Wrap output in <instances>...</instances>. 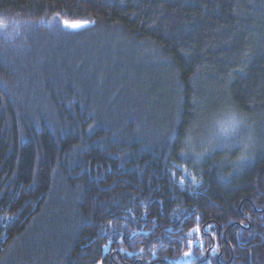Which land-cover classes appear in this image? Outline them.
<instances>
[{"label":"trees","instance_id":"1","mask_svg":"<svg viewBox=\"0 0 264 264\" xmlns=\"http://www.w3.org/2000/svg\"><path fill=\"white\" fill-rule=\"evenodd\" d=\"M185 256L264 264V0H0V264Z\"/></svg>","mask_w":264,"mask_h":264},{"label":"rangeland","instance_id":"2","mask_svg":"<svg viewBox=\"0 0 264 264\" xmlns=\"http://www.w3.org/2000/svg\"><path fill=\"white\" fill-rule=\"evenodd\" d=\"M211 253H214L213 247H211ZM190 257L185 256L177 261H175V264H189Z\"/></svg>","mask_w":264,"mask_h":264},{"label":"water","instance_id":"3","mask_svg":"<svg viewBox=\"0 0 264 264\" xmlns=\"http://www.w3.org/2000/svg\"><path fill=\"white\" fill-rule=\"evenodd\" d=\"M71 24H79L80 25V27H71V26H65V24H64V22H62V26L63 27H66V28H68V29H70V30H78V29H80V28H82V27H84L86 24H84V23H71V22H69V25H71Z\"/></svg>","mask_w":264,"mask_h":264},{"label":"snow or ice","instance_id":"4","mask_svg":"<svg viewBox=\"0 0 264 264\" xmlns=\"http://www.w3.org/2000/svg\"><path fill=\"white\" fill-rule=\"evenodd\" d=\"M64 24H65V26H71V27H80V25L79 24H71V25H69V22L68 21H65L64 22Z\"/></svg>","mask_w":264,"mask_h":264}]
</instances>
